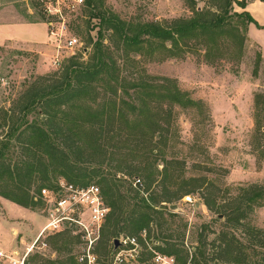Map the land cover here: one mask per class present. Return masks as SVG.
Here are the masks:
<instances>
[{
  "label": "rangeland",
  "instance_id": "374dc122",
  "mask_svg": "<svg viewBox=\"0 0 264 264\" xmlns=\"http://www.w3.org/2000/svg\"><path fill=\"white\" fill-rule=\"evenodd\" d=\"M195 3L198 8H203L210 0H195ZM68 4L67 0H0L1 25L45 22L49 29V40L44 44L36 41L33 43L37 44L26 43V40L29 42V33L23 29L11 32L0 29V109L11 108L28 83L57 72L64 61L73 56L66 47L69 39L75 38L78 41L73 47L75 54L86 52L88 55L90 52V40L92 43L96 41L99 23L96 19L85 17L86 14L82 16L81 8L75 11L68 9ZM104 5L122 20L134 22L162 21L190 15L188 0H104ZM48 22L52 25L49 26ZM62 24L66 32L61 31ZM52 32L54 36L51 35ZM103 35L104 44L113 51L120 81L131 82L136 79L152 83L158 79H168L174 81L177 88L190 100L197 102V106L188 109L176 106L172 117L169 120L164 118L167 121L163 124L164 138L156 146V156L137 160L129 155L119 164L132 180L136 176L133 175V167L139 161L143 162L139 167L154 173V183L144 197H153L161 193L159 182L162 161H173L175 163L169 166V172L178 176V186H187L190 193L185 196H190L195 202H184L183 196L171 204L176 206L175 210L171 211L170 205L167 207L174 215L169 216L167 210L163 212V220L166 221V231L163 233L165 238L157 239L159 230L155 221L145 231L135 235L133 242L127 240L132 238H124L125 235L121 233L116 238L120 242L116 250L112 249L114 239H111L106 250L97 252L99 242L102 241L98 238L92 249L96 257L95 264H178L177 256L164 255L157 250L167 245H174L180 251L178 256L187 259L184 264H190L191 254L198 246L199 239H206L210 243L221 232L233 234L241 244L242 252L252 258V261L259 262L264 248L250 245L247 234L255 235V241L264 243V201L260 206H255L248 218L239 224L227 222L217 212L221 206L230 202L240 188L249 185L264 188V126L257 123L260 116L254 107V95L264 94V52L248 38L239 61L234 60L231 52H226L222 60L211 65L203 59L202 52L187 53L183 58L163 59L161 55L140 57L120 49L116 51L113 47L118 40L109 31H103ZM257 54L261 56V61L254 74ZM55 57L59 59V65H54ZM82 57L86 59V55L82 54ZM111 85L106 82L95 84L101 93L100 98L103 93L105 98L100 102L96 101L94 109L96 106H103L110 110L116 102L126 111L128 107L120 103L127 99L126 96L118 90L114 93ZM8 126L10 123L0 128V140L7 133ZM122 127V131L136 135L147 132L144 127L133 131L127 130L124 124ZM113 139L106 141L107 153L116 144V138L114 142ZM153 141H157L156 137ZM13 150L15 153L12 159L15 161L18 152L17 148ZM88 159L90 160L81 163L82 168L88 171L101 168L103 176L116 173L114 167L119 162L116 158L111 164L106 161L100 167L97 165L102 158L98 154ZM153 159L155 161L151 166ZM86 160L83 155L81 161ZM137 175L141 183H144L143 174ZM55 179L51 178V188L64 180L58 177L56 181ZM98 179L99 177H94L87 185H74L95 184L101 190ZM39 183L40 179L30 184L32 197L38 193L36 189ZM169 189L172 190V187ZM204 199L214 201L212 211L206 208ZM32 200L35 206L22 207L0 197V250L5 254L21 256L44 226V205L33 198ZM151 203L153 212H159L160 207H165V203ZM150 214L152 218H158V214ZM62 243L66 249L58 252L55 247ZM217 244L218 242L215 245ZM207 248L208 254H212L210 246ZM85 249L76 228L47 231L27 255L26 264H67L70 257L72 264H81L78 258ZM254 253L258 256L254 257ZM210 264L223 263L214 260Z\"/></svg>",
  "mask_w": 264,
  "mask_h": 264
},
{
  "label": "trees",
  "instance_id": "16d2710c",
  "mask_svg": "<svg viewBox=\"0 0 264 264\" xmlns=\"http://www.w3.org/2000/svg\"><path fill=\"white\" fill-rule=\"evenodd\" d=\"M188 1L190 15L187 17L134 22L122 20L109 11L104 0H84L80 9L82 16L86 14L85 17L96 19L99 23L96 41L92 43L90 40V52L88 55L82 53L86 59L81 53L74 54L64 61L57 72L28 83L11 108L0 109V128L10 123L7 133L0 140L1 198L22 207H33L35 203L29 188L34 180L40 179L36 189L38 192L42 188L52 187V177L63 178L77 185H87L91 179L99 177L97 183L102 187L101 193L109 213L100 231L99 239L102 241L97 252L106 250L107 243L119 238L121 233L125 235L124 238H134L153 221L159 230L157 239L165 238L163 212L173 202L190 193L186 185L178 186V176L169 172V166L175 162L162 161L159 182L162 189L160 195L153 197H144L154 183V173L139 167L143 162L139 161L133 167L132 172L136 176L132 180L119 164L129 155L137 160L156 156V146L164 138L163 124L167 122L164 118L169 120L176 106L188 109L197 106V102L190 100L174 81L168 79H158L152 83L136 79L120 81L113 51L104 44L103 31H109L118 40L113 50L120 49L134 56L161 55L163 59H171L202 52L203 59L212 65L222 60L226 52H231L234 60L239 61L248 41V26L254 24L260 28L246 11L234 10L235 5L244 9L250 0H210L203 8H198L195 0ZM259 1L264 3V0ZM260 61L261 56L257 54L254 74ZM101 82L112 84L114 93L118 90L126 96L127 99L120 102L128 107L126 111L116 102L110 110L103 106L94 109L95 102L105 98V93L100 98L101 93L95 86ZM254 107L260 116L257 123L264 126L263 93L254 95ZM122 124L129 131L144 127L147 132L138 135L124 132ZM154 137L156 142L153 141ZM110 138H114L112 142L116 138V144L107 153L106 141ZM15 148L18 156L13 161ZM94 154L102 158L98 167L106 161L111 164L116 158L119 161L114 167L116 173L103 176L101 168L91 171L82 168L81 163L89 161L88 158ZM83 155L86 161H81ZM138 173L143 174L144 183H141ZM135 179L140 180V187L133 186ZM203 201L206 208L212 211L214 201ZM263 201L264 188L249 185L240 188L217 214H221L219 216L226 218L227 222L239 224ZM151 202L165 203V207L153 212ZM150 212L158 214V218H152ZM167 212L169 216L174 215L169 210ZM219 235L210 243L206 239H199L198 246L191 254L190 264H210L214 260L223 264H264V254L259 262L252 261L242 252L243 248L233 234L221 232ZM255 238V235L247 234L250 245L264 248V243L255 241ZM63 245L56 246V250H65ZM208 246L212 254H208ZM157 250L164 255L177 256L178 264L186 263L187 259L178 256L180 251L174 245ZM253 256L257 257L258 254L254 253ZM67 261V264L73 263L71 257Z\"/></svg>",
  "mask_w": 264,
  "mask_h": 264
},
{
  "label": "built area",
  "instance_id": "2783aa9c",
  "mask_svg": "<svg viewBox=\"0 0 264 264\" xmlns=\"http://www.w3.org/2000/svg\"><path fill=\"white\" fill-rule=\"evenodd\" d=\"M67 1H69L68 9L73 11L80 9L84 4V0ZM47 24L49 26L52 25L51 22ZM61 31H67L64 24H62ZM51 35L54 36V33L52 32ZM77 43L78 41L75 38L69 39L66 42V47L69 48L72 55L75 54L73 47ZM53 63L54 65H59V59L55 57ZM140 185V180L135 179L133 186ZM32 198L44 205L45 224L35 237L32 245L21 256L8 255L0 250V264H26L27 255L45 232H55L63 228H76L86 246L85 252L78 258L79 263L95 264L96 257L92 253L93 245L98 240L100 231L109 213V208L105 204L100 188L94 184L76 186L63 180L55 188L40 189ZM183 200L190 204H194L195 202L190 196H185ZM127 240L133 242V238ZM123 243H126V241H123Z\"/></svg>",
  "mask_w": 264,
  "mask_h": 264
},
{
  "label": "crops",
  "instance_id": "0c3cea01",
  "mask_svg": "<svg viewBox=\"0 0 264 264\" xmlns=\"http://www.w3.org/2000/svg\"><path fill=\"white\" fill-rule=\"evenodd\" d=\"M241 1V0H236ZM234 10L236 12L246 11L255 23L260 27H256L254 24H250L248 26V38L257 44L261 50L264 52V3L259 0H250L247 2L244 9L234 6ZM0 29H5L8 32L15 31L17 29H23L29 33V37L26 40V43L32 44H44L49 40L48 35V26L45 23H38V24H29V23H20V24H7L1 25ZM11 35V34H10ZM11 37V36H9ZM14 37V36H13ZM22 39V38H21ZM32 40V42H30ZM37 43H33V42Z\"/></svg>",
  "mask_w": 264,
  "mask_h": 264
},
{
  "label": "water",
  "instance_id": "95a60500",
  "mask_svg": "<svg viewBox=\"0 0 264 264\" xmlns=\"http://www.w3.org/2000/svg\"><path fill=\"white\" fill-rule=\"evenodd\" d=\"M169 209H170L171 211H173V210L176 209V206H175V205H170V206H169ZM119 246H120V242L118 241V239H115V240L113 241V249L116 250Z\"/></svg>",
  "mask_w": 264,
  "mask_h": 264
}]
</instances>
